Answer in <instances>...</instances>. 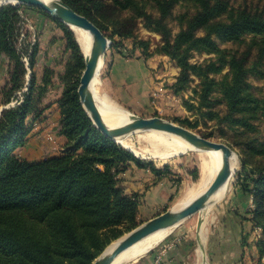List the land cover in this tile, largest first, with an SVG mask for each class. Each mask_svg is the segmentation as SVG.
Instances as JSON below:
<instances>
[{"label":"trees","instance_id":"1","mask_svg":"<svg viewBox=\"0 0 264 264\" xmlns=\"http://www.w3.org/2000/svg\"><path fill=\"white\" fill-rule=\"evenodd\" d=\"M75 11L85 15L102 32L111 27V35L131 36L137 16L155 24L162 34L160 52L174 59L179 74L174 83L177 92L195 75L200 79L194 93L198 105L190 109L206 108L210 118V95L216 86L227 100L229 112L260 113L264 118V97L255 96L247 85L250 68L247 64L253 50L255 64L264 59V14L236 10L225 0H191L196 10L179 16L180 28L172 37L165 20L180 0H154L158 17L139 7V0H63ZM23 6V5H21ZM20 5L0 7V61L7 55L14 59L10 72L11 88L2 91L4 107L0 111V264H91L111 241L121 236L120 226L131 230L136 226L138 201L118 185L117 175L129 162L138 167L144 164L129 150L100 132L92 123L79 100L77 88L84 57L73 32L62 22L53 19L62 29L71 50L70 62L62 74L63 90L58 99L60 109L59 134L66 139L60 155L28 161L15 154V149L27 141V117L38 115L47 79L42 86L30 85L19 103L10 105L7 93L20 89L26 67L22 57L32 68L37 45L21 53L16 51L20 30ZM125 8H140L135 16L122 17ZM201 32V34H198ZM252 38L246 48L226 53L216 44L215 37L232 42ZM214 53L217 61L208 64L191 63V51ZM218 63V65H217ZM224 65L229 71L220 81L210 77ZM37 86V90H35ZM203 114V112L201 111ZM243 117L235 118L241 125ZM193 126V125H191ZM243 165L249 167L248 161ZM157 174L159 170L153 168ZM243 191L252 195L253 208L249 220L261 229L256 240L257 255L264 257V165L250 167ZM247 174V173H246Z\"/></svg>","mask_w":264,"mask_h":264},{"label":"rangeland","instance_id":"2","mask_svg":"<svg viewBox=\"0 0 264 264\" xmlns=\"http://www.w3.org/2000/svg\"><path fill=\"white\" fill-rule=\"evenodd\" d=\"M225 1L236 10L245 9L264 14V0ZM138 3L139 7L143 6V10H146L152 17H158L159 13L154 0H139ZM10 5H20L17 8L21 19L19 23L20 34L16 43L17 53L25 50L27 45L28 51L31 50V45H37V53L32 68H29L27 58L22 57L27 70L24 82L20 89L7 93L10 98L8 104H17L23 98L30 85L32 73L35 76L34 83L36 85L42 86L43 79H47L48 82L45 84L44 96L39 104L38 115L34 118L32 116L27 117L26 122L29 126V133L32 132L29 138H36L35 140L41 144L42 153L38 160L60 155L66 149L65 144L64 148L59 150L58 148L61 145L56 142L54 135H60L58 99L62 94L64 86L62 74L65 71L66 64L70 62L71 50L60 26L53 19L39 11L40 8L25 4ZM130 10L142 9L125 8L122 17L135 16L133 15L134 12ZM194 10L196 8L191 0H180L173 6L171 15L165 20L172 37L180 28L179 16L191 15ZM131 20L135 21V28L131 36L111 35V27H108L103 32L110 44L105 51L103 63L98 70L97 95L105 96L110 103L112 102L111 104L117 105V107L130 114L142 117L158 116L185 126L203 137L223 142L231 148L236 158L232 182L224 195L219 200L211 203L206 210L197 211L183 219L172 230L171 234L161 242L179 237L180 239L175 245L182 243L188 244L189 248H197L198 241H200L202 236H207L208 238L213 229L221 231L222 224H225L227 220V215L233 213L240 215L242 220L246 218L249 221L248 227H245L248 223H244L245 228H242L241 234V249L243 250L244 262L250 261V264H264V257L260 259L256 249V240L259 238L261 229L258 226H253L249 220L251 216L250 210L253 208L252 195L242 190L247 176H252L249 172L250 167L264 165V118L260 113L231 114L227 100L219 86H216L210 95L212 102L210 109L211 118L204 114L206 108L201 109L203 114L196 108L190 109L188 107L189 104L198 105L194 90L198 89L200 79L192 75L188 84L176 92L174 83L179 74V67L174 59L160 52L159 48L163 44L161 32L157 30L155 24L147 22L143 16H137ZM198 34H201V32ZM251 38V35H245L243 38L244 42L235 43L221 37H215L214 39L219 48L225 50L226 53H232L246 48V42ZM256 56V51L253 50L247 64L250 71L246 82L255 96L263 98L264 59L261 63L255 64ZM189 60L191 63L196 64H208L211 61H217L214 53L195 50L191 51ZM138 62H144V66L148 69V78L143 76V78L148 79V83L144 82L146 84L144 92H137L135 87L132 86L133 80H128L129 76L134 74L137 69L135 64H140L141 66V63ZM14 64V59H10L7 55L3 56L0 61V108L4 106V99L7 97L6 95L3 96L2 91L8 92L11 88L9 80ZM118 64H124V67H120L118 70ZM116 68V75L119 78H116L114 74ZM228 71L229 67L224 65L220 71L209 75L216 81H220L227 75ZM34 88L37 90V86ZM243 115L242 121L245 122V125H241L235 119L241 118ZM141 134L144 133L133 132L131 138L134 146L136 144L135 149L144 154V157H138L129 151L144 164L143 167H139L143 169L142 174L144 176L145 172L148 174L144 184L130 189V191L124 189L126 183L129 180H133L130 176H133L134 173H130L129 169L133 168L132 166L138 168L133 162H129L126 169L117 175L118 185L123 188L125 193L134 194L138 201V210L135 218L136 226L159 213L173 209L174 203L184 195L185 190L198 181L202 166L200 154L192 150L174 155L164 161L151 157L147 152L152 149V146L140 138L139 135ZM22 150V146H20L18 151L14 152L17 156L32 161L33 159L25 158L22 153H19L23 152ZM244 161H248L249 167L243 165ZM153 168L159 170V173L154 172ZM124 229L125 226H120L121 236L130 231ZM201 233L202 236H199ZM111 243L112 241L105 246L103 251ZM158 245L131 264H137L139 260L156 251ZM251 246H254L256 250L253 256L251 255Z\"/></svg>","mask_w":264,"mask_h":264},{"label":"water","instance_id":"3","mask_svg":"<svg viewBox=\"0 0 264 264\" xmlns=\"http://www.w3.org/2000/svg\"><path fill=\"white\" fill-rule=\"evenodd\" d=\"M0 6L6 4H25L30 6H36L46 13H48L53 19L58 20L69 25H74L91 33V43L87 50V54L84 55V69L79 79V85L77 92L82 107L86 111L87 115L92 120L93 125L102 132L105 136L118 143L115 138L121 137L125 134L146 129H155L174 133L199 149H221L222 150V162L217 170L214 178L208 185V187L190 202L178 209H169L162 213H159L140 225L131 229L128 233L118 238V241L109 250L102 251L91 264H112L116 256L128 246L138 241L147 234L163 227L178 225L183 219L191 214L201 211L209 202L212 194L221 186L231 174V162L230 159L233 155L231 148L218 141H213L206 137H203L195 131L163 119L158 116L142 117L136 114H130L127 120L123 123L109 125L107 124L97 107L95 97L90 87L91 80L97 71L99 60L104 57L105 51L110 42L104 33L99 29L95 23H93L85 15L75 11L69 4L63 0H0ZM14 1V3H10ZM4 107V106H3ZM0 108L1 109L3 108ZM126 149V148H125ZM128 150V149H127Z\"/></svg>","mask_w":264,"mask_h":264},{"label":"bare ground","instance_id":"4","mask_svg":"<svg viewBox=\"0 0 264 264\" xmlns=\"http://www.w3.org/2000/svg\"><path fill=\"white\" fill-rule=\"evenodd\" d=\"M2 2V1H0ZM10 3H14V1H10ZM69 29L74 33L75 39L80 47L82 54L86 55L89 45L91 43V33L88 30L83 28L69 25ZM103 63V59L99 60V65L95 75L93 76L90 87L95 97V102L97 107L103 117L104 121L109 125H115L119 123H123L129 117L130 113L124 111L117 107V105L111 104L109 100L105 98V96H99L96 92V86L98 84V70L100 69ZM134 132H143L144 134L139 135L141 139H144L148 142L152 149L147 152L153 158L157 160H167L174 155L180 154L182 152L192 150L197 151L201 156V174L196 183L185 190L184 195L177 200L173 208L178 209L186 205L197 195L202 193L210 184L212 179L214 178L217 170L219 169L222 162V150L221 149H199L194 146H191L186 142L182 137L169 133L166 131L155 130V129H146V130H137ZM131 133L125 134L121 137L115 138V140L124 148L130 150L138 157H144V154L135 149L134 142L131 138ZM140 139V140H141ZM149 148V147H148ZM143 152V150H142ZM149 156V157H150ZM235 156L234 153L230 159L231 162V174L227 178V180L218 187V189L212 194L210 198V204L208 203L201 211L206 210L211 203L219 200L232 182V176L235 168ZM177 225H171L163 228H159L146 236L142 237L138 241L134 242L132 245L125 248L121 251L116 258L114 259L112 264H131L136 262L140 257H143L148 251L152 250L156 247L163 239H165L169 234H171L172 230L175 229ZM204 231V230H203ZM200 234V232H199ZM202 236V233L201 235ZM203 237V236H202ZM201 237V238H202ZM200 238V237H199ZM200 238V242H201ZM204 240V237L202 238ZM118 241V238L113 240L112 243L106 248V251H109L113 245ZM202 244V243H201ZM201 247V246H200Z\"/></svg>","mask_w":264,"mask_h":264},{"label":"crops","instance_id":"5","mask_svg":"<svg viewBox=\"0 0 264 264\" xmlns=\"http://www.w3.org/2000/svg\"><path fill=\"white\" fill-rule=\"evenodd\" d=\"M141 63V62H138ZM124 64H118V70L120 67H124ZM137 69L134 74H131L128 80H133V85L137 92H144L146 89V83L148 79L143 78L147 76L148 78V69L144 66V62L140 64H135ZM117 68L115 69V77L119 78L116 75ZM132 73V72H131ZM148 83V82H147ZM31 133H28V141L22 146V156L25 158L33 159L34 161L40 159L38 158L42 153L40 148L41 144L39 141L35 140L36 138H29ZM54 139L61 145L58 149L62 150L65 144V138L62 135H54ZM18 151V148L15 149V152ZM59 153V152H58ZM57 153V154H58ZM55 154V153H53ZM29 160V159H28ZM32 160V161H33ZM129 172L134 173L133 176H130L131 179L126 183L125 190L130 191L136 187H140L144 184V180L148 175L143 169L132 166ZM142 176L144 177L142 179ZM246 201V200H244ZM246 220V218H245ZM242 220L240 215L228 214L225 224H222L221 231L213 229L210 235L204 237L201 242L198 241V247L192 248L188 244H177L165 254V263L164 264H250V261L244 262L242 246V228L248 227L249 221ZM244 223H248L244 227ZM207 239V240H206ZM202 243V244H201ZM206 244V245H205ZM201 246V247H200ZM252 251L251 255L253 256L256 252L255 247L251 246ZM156 251L148 254L146 257L139 260L137 264H151L153 256Z\"/></svg>","mask_w":264,"mask_h":264},{"label":"built area","instance_id":"6","mask_svg":"<svg viewBox=\"0 0 264 264\" xmlns=\"http://www.w3.org/2000/svg\"><path fill=\"white\" fill-rule=\"evenodd\" d=\"M179 239H180L179 237H176L161 242L156 248V252L153 256V260L151 264H164L166 252L169 249H171L177 243V241H179Z\"/></svg>","mask_w":264,"mask_h":264}]
</instances>
